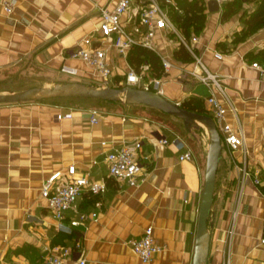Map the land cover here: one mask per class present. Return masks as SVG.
I'll list each match as a JSON object with an SVG mask.
<instances>
[{"label": "crops", "instance_id": "0c3cea01", "mask_svg": "<svg viewBox=\"0 0 264 264\" xmlns=\"http://www.w3.org/2000/svg\"><path fill=\"white\" fill-rule=\"evenodd\" d=\"M203 1L206 21L202 31L192 33L199 36L195 51L208 70L217 74L235 108V114L226 113L225 121L236 131L240 126L246 150L244 159L242 148L231 151L223 147L209 215L207 264H225L227 257L230 264H264V78L251 65L264 63V30L230 45L229 33L238 20H221L222 7L208 11L210 0ZM117 2L16 0L11 13L0 3V92L71 81L93 84L94 69L69 52L97 29L99 7H113ZM122 20L131 29L126 16ZM153 44L154 51L172 63L165 75L163 96L179 104L190 96L199 97L209 111L205 101L209 87L186 71L194 59L174 57L178 38L157 30ZM106 46L113 80H123L131 66L127 53L120 54L109 42ZM64 64L76 68L78 74L62 73ZM91 100L0 104V264H42L54 247L72 246L76 241L81 245L80 254L72 261L83 257L86 264H140L129 241L149 225L156 242L163 246L149 264H192L206 146L194 151L166 124L148 117L146 108L151 107L142 104L94 100L103 104L96 108L99 121L92 124V107L87 102ZM69 110L71 118L56 119V112ZM163 138L167 144L159 141ZM176 138L179 141L174 142ZM134 139L142 141L149 160L139 172L141 182L128 186L108 175L105 155L113 144ZM186 147L192 149L194 158L180 161L178 156ZM68 164L107 183L103 193L84 194L77 200L78 210L95 211L97 217L76 227H70L73 210L58 223L40 195L42 179ZM241 166L249 175L243 174Z\"/></svg>", "mask_w": 264, "mask_h": 264}, {"label": "built area", "instance_id": "2783aa9c", "mask_svg": "<svg viewBox=\"0 0 264 264\" xmlns=\"http://www.w3.org/2000/svg\"><path fill=\"white\" fill-rule=\"evenodd\" d=\"M216 1L222 7L224 3L230 0ZM0 3L6 13H11L15 7L16 0H0ZM170 3L175 4L174 0H118L113 7H99L101 18L99 26L93 32L84 36L69 54L94 69L97 77L94 79L93 85L101 88L133 86L163 95V85L166 81L165 75L172 66L171 61L167 57L160 56L162 68L160 76L151 75L149 66L142 64L138 70L129 66L123 80L116 82L113 80L111 65L106 59V42H109L110 46L114 47L120 54L125 55L136 44L154 50L153 37L157 30H165L175 35L194 59L193 66L191 69L186 70L187 73L209 87V94L205 101L209 106L208 112L220 133L223 147L231 151L242 148L245 159V138L240 126L236 131L225 121L226 113L231 111L235 114V108L227 99L217 74L210 72L197 55L195 44L199 41V36L192 34L189 38L184 37L181 30L172 21L168 8L164 7ZM123 16H126V22L132 24L131 29H126L122 20ZM262 29L264 30V26ZM251 65L264 78V65L258 62H252ZM60 71L71 76L78 74L76 68L66 64L60 67ZM216 92L223 99H218ZM55 117L57 120L71 118L72 111H58ZM99 117L100 113L97 109H89L90 123H97ZM176 139L173 141H179L178 138ZM159 141L164 144L168 143L166 138ZM180 143L184 145V142L181 141ZM193 158L194 154L190 147H186L178 156L180 161H190ZM147 160H149V155L143 152L140 139L113 144L105 155L108 175L117 183L127 184L128 186H137L141 182L139 172ZM240 170H242L244 175H249L244 166H241ZM253 181L255 184H259L257 177H254ZM106 188L107 183L104 179L93 178L89 171L79 170L75 164H68L64 168L52 171L42 179L40 195L45 199L47 209H49L58 223H62L66 213L73 210L75 217L70 220V227H76L82 225L88 218L95 220L97 217V212L95 211L84 212L78 210L76 206L77 200L84 194H101ZM184 202H187V198H184ZM129 244L138 256L140 264H149L153 256L163 249V246L156 242L153 236V228L150 225L144 228L140 236L130 240ZM80 248L81 245L78 241L72 246H56L47 254L42 264H86V260L83 257H78L72 261L74 255L80 254ZM225 264H230L229 257H227Z\"/></svg>", "mask_w": 264, "mask_h": 264}, {"label": "water", "instance_id": "95a60500", "mask_svg": "<svg viewBox=\"0 0 264 264\" xmlns=\"http://www.w3.org/2000/svg\"><path fill=\"white\" fill-rule=\"evenodd\" d=\"M208 11L219 10L216 0L207 3ZM58 98H86L102 101H117L125 104H142L182 120L186 131L203 127L207 134V148L205 155V169L203 177V192L198 211L195 244L192 264H207L210 222L213 194L215 189L216 172L222 157L223 145L220 133L213 118L209 114H202L188 110L179 103L167 99L153 91L138 87H105L80 81L54 83L51 86H33L12 92H0V104L23 103Z\"/></svg>", "mask_w": 264, "mask_h": 264}, {"label": "trees", "instance_id": "16d2710c", "mask_svg": "<svg viewBox=\"0 0 264 264\" xmlns=\"http://www.w3.org/2000/svg\"><path fill=\"white\" fill-rule=\"evenodd\" d=\"M249 0H230L222 5L221 20H228L238 13L239 5ZM258 5L247 14L244 23L246 30L256 31L264 26V0H258ZM174 5L169 11L172 21L181 30L184 37L189 38L192 33L202 31L205 21V5L203 0H174ZM176 7V8H175ZM174 57L183 61L192 60V56L183 44L174 51ZM128 63L138 70L142 64H147L151 73L160 76L162 73L160 56L152 49L136 44L127 52ZM261 64V61H258ZM116 102V101H111ZM180 105L188 110L202 114H209L204 100L199 97L190 96L183 100ZM210 115V114H209Z\"/></svg>", "mask_w": 264, "mask_h": 264}, {"label": "rangeland", "instance_id": "374dc122", "mask_svg": "<svg viewBox=\"0 0 264 264\" xmlns=\"http://www.w3.org/2000/svg\"><path fill=\"white\" fill-rule=\"evenodd\" d=\"M258 2H259L258 0H249L247 2H244L242 5H239L238 13H236L235 15L229 18L234 20L235 22L238 20V23L237 22L235 23L236 26H234L229 33V36L231 38V43H229L230 45L243 42L246 39L256 35L257 32H259L262 29L260 28L256 31L253 30L249 31L246 30V26L244 23L245 17L247 16L248 13H250L251 11H253V9L256 8ZM164 7L170 9L171 7H173V4L172 3L166 4ZM64 102H69V100H65ZM87 102L89 107H92L94 109L100 107L103 104L101 103V101H94V100ZM71 103H73V101H71ZM146 115L156 121H160L166 124L172 130H174L178 135H180L181 138L185 140L192 147L194 151L197 152L199 150H202L204 149V146H206L207 148V141L205 140V136L207 138V134L206 132L204 134L202 129L203 127H198L200 128L199 130L198 128H192L191 131H186L181 121H179L178 119H174L170 115L164 114L161 111L153 108L151 109L146 108ZM204 158H205V154H204Z\"/></svg>", "mask_w": 264, "mask_h": 264}]
</instances>
